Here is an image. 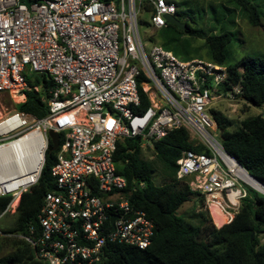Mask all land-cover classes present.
I'll return each instance as SVG.
<instances>
[{
	"label": "built area",
	"instance_id": "built-area-1",
	"mask_svg": "<svg viewBox=\"0 0 264 264\" xmlns=\"http://www.w3.org/2000/svg\"><path fill=\"white\" fill-rule=\"evenodd\" d=\"M144 14L147 25L160 29L176 7L171 0H0V196H9L0 216L14 215L21 194L37 183L54 130L56 190L42 199L37 231L8 234L46 264H96L109 243L151 244L154 222L126 198V179L115 168L122 137H138L150 151L184 128L194 145L204 146L182 151L175 178L203 197L215 227L229 223L247 195L245 172L213 136L209 112L214 99L237 97L240 86L221 90L226 65L180 61L158 44L146 48ZM31 91L46 115L14 108Z\"/></svg>",
	"mask_w": 264,
	"mask_h": 264
},
{
	"label": "trees",
	"instance_id": "trees-1",
	"mask_svg": "<svg viewBox=\"0 0 264 264\" xmlns=\"http://www.w3.org/2000/svg\"><path fill=\"white\" fill-rule=\"evenodd\" d=\"M20 1L30 3L33 0ZM232 1L247 13L251 25H259L261 10L257 4L250 0ZM169 25L177 29L175 25ZM179 30L202 37L208 46V59L227 66L228 80L221 90H229L238 84L240 93L237 97L264 108V58L242 57L227 65L226 48L232 41L231 32L206 33L186 22L185 28ZM32 77L37 81L35 75ZM147 105V98L141 93L139 110H144ZM14 108L36 117L47 113V106L33 91L27 92L25 101ZM209 112L216 121L218 140L223 149L264 186V113L245 118L236 129L229 130L218 112L212 109ZM50 148L51 144L37 183L20 196L14 226L1 230L4 235L0 234V248L2 241L8 239L7 234L26 235L29 226L38 230L37 214L42 199L47 192L56 190L50 174L55 151ZM188 149L206 151L204 146L193 144L184 128L174 129L156 140L153 149L146 151L151 159L145 155L138 137H122L117 142L114 161L117 173L126 179L124 195L153 220L155 232L146 248L109 243L105 258L96 264H264V194L259 191L247 186V195L229 223L215 227L208 215V222L195 228L185 224L178 209L198 194L189 191L183 180H177L175 172L176 160ZM155 172L162 175L159 184L153 181ZM140 181L144 182L142 187L137 186ZM8 202L9 196H0V212ZM11 239L14 248L10 254L0 257V264H46L34 256L25 240Z\"/></svg>",
	"mask_w": 264,
	"mask_h": 264
},
{
	"label": "rangeland",
	"instance_id": "rangeland-1",
	"mask_svg": "<svg viewBox=\"0 0 264 264\" xmlns=\"http://www.w3.org/2000/svg\"><path fill=\"white\" fill-rule=\"evenodd\" d=\"M177 14L175 17L181 22H185L192 28L202 29L206 33H220L229 31L232 33V41L226 48L225 64H231L242 57L264 58V0H250L257 4L261 10V19L258 26H253L248 21L247 13L237 6L232 0H171ZM148 16L143 15L140 24V31L146 48L153 44H158L162 48L170 51L178 60L187 61L192 58L208 59V46L202 37L181 32L179 28L166 23L160 29L151 28L146 24ZM8 100L4 104L8 106ZM16 109V108H15ZM224 118L223 124L229 130L238 127L241 120L264 113L263 107H256L240 97L217 98L214 99L209 108ZM0 110L2 111L1 107ZM218 139V128L212 132ZM146 152V151H145ZM149 158L150 154L145 153ZM153 181L156 184L162 182V175L155 172ZM252 188L251 185H247ZM254 189V188H252ZM255 190V189H254ZM257 191V190H256ZM178 213L183 217L186 225L190 227L200 226L201 223L208 222L209 217L204 208L203 197L193 196L185 202ZM15 214H5L0 216V230L12 228L15 224ZM0 248V257L10 254L13 250L12 237L6 235ZM15 238V237H14ZM15 264V263H9Z\"/></svg>",
	"mask_w": 264,
	"mask_h": 264
},
{
	"label": "water",
	"instance_id": "water-1",
	"mask_svg": "<svg viewBox=\"0 0 264 264\" xmlns=\"http://www.w3.org/2000/svg\"><path fill=\"white\" fill-rule=\"evenodd\" d=\"M165 19L168 23L173 24L175 26H177V28L183 30L185 28V24L181 23L175 16L173 15H165ZM48 136L50 138V142H51V148L50 150H55L58 146V134L52 130L49 129L48 130ZM237 162V161H236ZM238 163V162H237ZM238 165L240 166V164L238 163ZM242 168V166H240ZM242 170L245 172V174H247L248 176H250L252 179H254L257 183H259L254 177H252L251 175H249L246 170H244V168H242ZM261 186H263L261 183H259ZM264 187V186H263ZM256 190V189H255ZM262 194H264V192H260ZM115 216H112L110 218L111 222L114 220ZM253 233H251V238H252Z\"/></svg>",
	"mask_w": 264,
	"mask_h": 264
},
{
	"label": "bare ground",
	"instance_id": "bare-ground-1",
	"mask_svg": "<svg viewBox=\"0 0 264 264\" xmlns=\"http://www.w3.org/2000/svg\"><path fill=\"white\" fill-rule=\"evenodd\" d=\"M245 180L246 182L252 186V188L256 189L259 192H264V187L261 186L259 183H257L254 179H252L250 176L245 174Z\"/></svg>",
	"mask_w": 264,
	"mask_h": 264
}]
</instances>
